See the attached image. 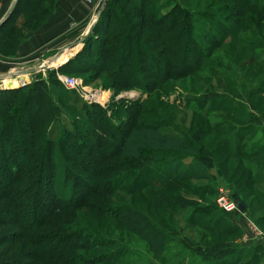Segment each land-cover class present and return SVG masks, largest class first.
<instances>
[{
    "label": "rangeland",
    "instance_id": "1",
    "mask_svg": "<svg viewBox=\"0 0 264 264\" xmlns=\"http://www.w3.org/2000/svg\"><path fill=\"white\" fill-rule=\"evenodd\" d=\"M14 1L0 0V18L8 13ZM59 1L19 0L9 24L0 32V82H17L16 88H0V164L1 161L4 164V167L0 165V264H106L108 261L113 264H227V259H220V255H209V248L215 246L223 249L221 253H229L228 260H233L230 262L264 264L263 245L250 261L256 251L257 236L264 238V177L259 179L264 172L249 164L262 162L264 157L261 147L264 145V93H252L254 89L264 88V69L260 65L264 64V0H249L259 7L255 13L248 12L242 0H101L96 9L95 1L86 0L94 5L92 25L102 9L99 21L103 31L95 32L93 28L89 35L93 39L88 41L87 37L83 42L80 40L85 35L77 39L80 24L72 25L74 19L67 16L68 10L59 8ZM43 5L48 12L41 15L36 7L41 9ZM107 5L113 10L109 16ZM184 8L194 17L189 38L195 43L188 40L186 32L176 39L178 29L186 26L179 11ZM152 14L154 20L164 26L174 27L165 37H169L165 46L158 28L149 22ZM107 17L111 23L108 28L105 26ZM219 38L220 41L225 38L222 48L215 47L211 52L208 40ZM22 44L28 52L17 55ZM101 50L108 52L106 68ZM121 51L125 59L121 68L125 73L117 80L113 77V65ZM207 51L212 54L207 62L221 73L218 77L198 71L187 77L167 76V67L175 60L180 72L182 63L199 61L201 53ZM252 51L259 56L254 66L251 64L255 69L248 72L252 67L242 62L250 58ZM62 55H67V59L57 66L53 60ZM44 62H50L44 70L26 73ZM25 74H28L26 84L20 86L17 77ZM59 76L77 79L76 87L64 86ZM53 86L59 90L56 95L51 91ZM29 93L32 95L28 97ZM91 93L98 100L92 98ZM216 93L230 95L232 100L227 101L228 106L237 110L236 117L225 110L213 112L214 119H204L207 109L218 106ZM202 94L210 95L208 101H204ZM248 100L254 106L246 105L247 111L252 118L257 117V121L249 123L250 127L244 130L246 123H242L241 117L244 118L247 111L238 106ZM197 102L202 103L201 113L193 109ZM142 119L155 123L163 133L174 137H191L198 132L200 123L204 126L220 123L218 131L210 130L206 137L202 136L203 154L212 160L209 168L214 179H188L176 181L178 187L173 184L161 187L159 170L172 159L192 163L194 154L144 150L140 158H123L122 139ZM234 123H237L236 129ZM219 129L227 130L225 136L236 135L238 140H246L245 134L254 132L257 136L247 145L251 147L258 142L255 145L262 152L258 157L241 159L243 161L231 157L229 152H214L207 146ZM26 137L32 139L28 141L27 155L21 159L20 150L24 146L21 139ZM66 140L73 143L65 144ZM75 143L90 152L97 148L100 158L97 153H90L93 158L80 155L82 150L75 147ZM45 152H49L47 156ZM76 154L80 159H74ZM4 155L13 163H4ZM157 155L163 158L159 160ZM20 162L24 168L21 174L24 183L14 179L16 175L6 176V179L5 168L11 165L15 170ZM50 163L58 168L56 192L61 191L62 175L68 168L65 194L74 195V188L78 192L79 186L80 194L86 193L92 188L94 166L100 172H108L103 179L96 170L95 190H104L107 184L116 189L112 193L100 191L87 197L91 201L88 206L51 211L47 217H40L38 223L25 214L23 224L31 225L22 228L13 221L14 215L22 211L18 210L16 202L28 200L31 216L35 218L40 216L42 207H48L51 196H47V203L41 188L51 175ZM73 171L80 173L79 183L77 177H72ZM221 188L232 193L235 199L238 192L245 208L224 212L217 200ZM55 194L60 196V193ZM108 208L113 210V219L99 213ZM120 208H130L140 214L148 228L162 233L165 239L158 255L147 239L129 232L126 224L116 218L114 212ZM244 221L248 225L246 229ZM74 231L101 233L113 246L68 250L72 241L86 245L92 240L91 237H67ZM243 245L249 246L240 250ZM104 256L107 258L99 260Z\"/></svg>",
    "mask_w": 264,
    "mask_h": 264
},
{
    "label": "trees",
    "instance_id": "2",
    "mask_svg": "<svg viewBox=\"0 0 264 264\" xmlns=\"http://www.w3.org/2000/svg\"><path fill=\"white\" fill-rule=\"evenodd\" d=\"M118 1V0H117ZM19 2V1H18ZM108 2H110V0H108ZM140 4H142V2H140ZM242 4L243 7H245V9L248 12L251 13H255V11L259 10V7L256 3H253L248 0H242ZM44 7L41 6V9L36 7V11H41V15H44L48 12L47 8H42ZM108 9L107 14L108 16L112 13V9L111 7H109L108 5L106 6ZM264 8V6L262 7ZM16 8L14 9L13 13L15 12ZM179 11H181L180 13L184 16V20L186 22V26L183 25L180 27V29H178L177 33H176V39L183 37L185 32L188 33V40H191L193 43H195L194 40L189 38V32L191 34V30L193 28V22H194V17H191V15H189V10L187 9H180ZM12 13V14H13ZM40 13V12H39ZM105 15V14H104ZM149 14H146V16ZM151 15V14H150ZM152 19L149 20V22L151 24H155L156 27L159 30L160 35H162L163 37V46L166 45V42L169 40L168 38H165L166 35L169 32H172L174 30L173 26H168L164 24L159 23L158 21L154 20V15L152 14ZM171 16V15H169ZM10 18V17H9ZM263 19V17L261 18ZM112 20V18H111ZM9 19L0 27V32L3 31L6 28V25L9 24ZM36 21V20H35ZM196 21H200L201 23L202 20L197 19ZM107 25V28L111 25L110 23V19L107 17L105 20V26ZM238 25V24H237ZM186 27V29H184ZM235 28H237V26H234ZM191 28V29H190ZM233 28V27H232ZM184 29V30H181ZM94 31L95 32H99V31H103V28L100 26V21L97 22V24L94 27ZM157 32V34H159ZM93 38H91V36L88 37V41L92 40ZM224 40L220 41V38L217 41L214 40H208L209 43H211V52L214 50V48L216 47V49H219L220 47L222 48V45L224 43ZM261 41V40H259ZM124 45V42H123ZM245 46L247 48H249L250 50L252 49L246 42H245ZM196 48H198V45L196 46ZM123 51V50H122ZM122 51L119 54V56L117 57L118 60H115L114 65H113V77H115L117 80H120V77L122 75H124V68H121L124 64H125V59L124 56H122ZM101 53H104V58H103V63L106 62V56H108V52L106 51H102ZM259 53H256V51H252L251 54L249 55L250 58H247L246 61L242 62V65H248L249 67H252V65L254 66V61L257 60ZM122 56V57H121ZM129 55L126 56V60H128V58L130 59ZM212 57V54L210 52H204L201 53V56L198 58L199 61L196 62H188L185 61L184 63H182V71H178L176 69L175 64L176 60L174 61L173 65L170 64L171 66L167 67V76L171 77V78H177V76L180 75V77H187V76H191L196 75L195 72H205V73H209L211 76L214 77H218L217 75H220L221 73L217 72L216 68L214 66H212L211 64H209L207 62V60L209 58ZM177 59V58H176ZM201 60V61H200ZM205 61V63L203 62ZM116 64V65H115ZM252 64V65H251ZM260 63L261 67L264 69V64ZM104 68H106L105 63L103 64ZM114 67H117L116 69H114ZM103 68V67H102ZM253 69H255L254 67L250 68L248 72L253 71ZM264 78V75L263 77ZM51 91L56 95L59 93V90L57 87L53 86ZM256 92H261L264 93V88L259 87L258 89H254L252 93H256ZM32 94L29 93L27 94V96H31ZM214 95L219 96V101H218V106H211L209 109H207V111L205 112V114H203L204 119H214L216 118L215 115L213 116L212 113L215 111H218L220 113H222L223 111L227 110L232 116L236 117L237 115V110H234L233 108L228 106V100H232L229 94L226 93H216ZM210 95L207 94V96H205V94H202V97L204 99V101H208V97ZM196 100H199V98H193ZM25 102H23L24 104L26 103L27 99L24 100ZM248 106H254L253 102L251 100H248L246 102H242V104H240L239 109H244L245 111H247V107ZM202 103L197 102L194 106V110L201 113L202 111ZM246 116L241 117V121L242 123H246L243 126V129L246 130L245 128L248 129L249 123H251L252 121H257V117L252 118L251 114L247 111L246 112ZM247 117V118H246ZM220 123L216 124V122L214 124H207L206 126L203 125V123H200V126L198 127V132H196L195 134H192L191 137H186V136H182V137H174V136H170L167 135L165 133H163L160 129L157 128V126L155 125V123L152 122H148L146 123V121H144L143 119L141 120V122H138V124L134 125V128L132 130H130V132L128 133V135L126 136L125 139L123 140V152H122V156L123 158H140L141 154L144 150H150L156 153H189V154H194L195 158L193 159L192 163H185L183 161H181L180 159H172L169 160L165 166H163V168H161L159 170L158 173V178H161V187L165 186V187H169L172 184L176 185L178 187V184L176 183V181H182V180H188V179H207V180H213V174L211 173L210 170V163L212 160H210L211 158L209 156H207L206 154H203L204 150H205V145H204V140L202 139L203 137H206V134L210 133V130H214V131H218V128L220 127L219 125ZM234 127V129L237 128V123ZM231 126V125H230ZM5 130V129H4ZM239 130H242V126L239 127ZM264 132V130H262ZM225 132H227V130H220L218 135L213 136V138L208 142V146L207 147H212L214 152H222L223 151L225 153L228 154V152L231 154V157H236L239 158V161H243L241 159H250L251 157H254L255 155H258L262 152V149H264V145H261L262 149L257 148V146L255 144H257L258 142H254V144L251 147H248L247 144H249V142H251L253 139V137L257 136V134H255L254 132L252 134H245L247 135V139L243 140L242 138H240L239 140L236 139L237 136L236 135H232V136H225ZM239 132V131H238ZM241 133V132H240ZM239 133V134H240ZM97 138L98 137H94ZM235 138V139H234ZM30 139H32L31 137H26V138H22L21 142L24 143V146L22 147V151L21 152V156H23L21 159L25 158V156L27 155V151L29 149V145H28V141H30ZM262 140V139H261ZM259 140V141H261ZM121 141V139H120ZM68 142H72L71 140H66L65 144ZM75 142V141H74ZM88 142V140H87ZM77 143H75V147H77L78 149H81L82 151H80V155H85V157L87 158H93L92 154L90 153H97L98 158H100V155H98V150L97 148H95V150H93L92 152H90V150L86 149L84 150V147H81L79 145H76ZM88 145V144H87ZM89 146V145H88ZM52 149H54L52 147ZM46 156L48 155L49 152H45ZM56 156V152H54V154ZM199 155H202L201 157H196ZM6 160L3 161L4 163H9L12 164L13 162L11 161V158L9 156H6ZM45 156V157H46ZM81 156H79L78 154H76V156H74V159L78 160L80 159ZM158 159H162L163 155H157ZM254 160V159H252ZM262 162L261 160L258 161L256 164L254 162H249V164H251L253 167L255 168H259L260 171L264 172V157L262 158ZM22 161V160H21ZM84 162H82L83 165ZM209 163V166L208 164ZM110 165H113L112 163H109ZM1 167H4V164L1 161ZM22 163L20 162L18 164V167L13 170L11 165L10 167L7 166L6 172L7 174H5V178L6 176L8 177H12L14 175H16V178L18 181L20 180L21 183H24V177H21V174H23V166H21ZM51 166L50 169V173L51 175L49 176V179L46 181L45 187H43V189L41 188V190L44 192L43 194L46 195L45 200L48 203V197L47 196H51L49 203H48V207L46 209H44L43 207L41 208V212H40V216L38 218H35L33 216H31V207L28 206V200H25L22 203H18L16 202V205L18 206V210L20 211L21 208V213H19L18 215H14V219L13 221H15V223L20 224V226L22 228H27L29 227L31 224H23V217L25 214H27L29 217V219H32V221L35 220V223H38L40 221V217H47L51 211H53V213L57 212V211H62L65 209H74V208H80L81 206H88L90 205L91 201L89 202V199H87V197H92L93 195L97 194L100 191L103 192H107V193H112L116 187L113 188V185H106V187H104L105 189H98L97 191L95 190V185L93 182L94 180H97L96 177V170H98L95 166L93 168V170L91 171V174L93 175V182H92V188H90L86 193L84 194H80V192L82 191L81 186H79V190L77 192V190L74 188V195L73 193H70V195L65 194V188L68 184L69 181V173H68V168L65 169V171L63 172L62 175V180H63V184H62V189L61 191L56 192L55 189L57 187L56 184V180H55V176H56V171L58 170L57 165L54 163H50L49 164ZM253 171V168L252 170ZM99 175H102V178L105 179L107 176L105 175L106 173L108 174L107 171H99L98 170ZM219 174H221V172H219ZM72 177L75 178L77 177V183H79L78 180H80L78 178V176H80V173H77L75 171H73V173H71ZM262 177L259 176V179L263 178V174L261 175ZM7 179V178H6ZM13 180V179H12ZM249 182H250V178H248ZM111 181V180H110ZM76 182V180H75ZM102 183H105V181H103ZM26 185V184H25ZM24 185V186H25ZM72 186H74V184H72ZM5 187V186H4ZM61 188V186H59ZM75 187V186H74ZM12 190L10 189L9 192H11ZM16 192L19 191V188L15 190ZM52 191V194H51ZM86 191V190H85ZM84 191V192H85ZM14 192V191H13ZM40 192V191H39ZM60 193V196L58 197L55 193ZM12 193V192H11ZM47 193V194H46ZM77 193V194H75ZM156 194V193H154ZM239 193H235V197L239 198L240 201H242V199L239 197L238 195ZM67 196H69V198H67ZM165 199V197H164ZM183 201L186 200L181 198ZM167 200V199H166ZM170 201V200H169ZM172 202V201H170ZM177 202V200H176ZM175 202H172V204ZM102 207V206H101ZM33 208V207H32ZM35 209H37V206L35 205L34 207ZM103 209V208H102ZM99 210V209H98ZM101 214H105L108 215L107 218H111L113 219V210L111 208H108L106 210H99ZM226 212V211H224ZM234 212V211H233ZM117 213V219L121 222H124L128 228L129 232L132 233H137L138 235H141L142 237H144L145 239H147L153 246V249L156 250V255H158L160 253V250H162L163 247V243H164V239L165 237L162 236V233H160L159 231L155 230L153 227H149L147 225H145L144 223V219H142L140 217V214H135L134 212L131 211L130 208H120L118 211L114 212V215ZM18 216V218H17ZM138 218V219H135ZM130 219V220H129ZM136 221H135V220ZM202 227H205V225H203ZM148 228V232H144L146 229ZM61 229V228H58ZM82 232V231H81ZM81 232H70L71 234H69L67 237L69 238H74L76 236L78 237H91L92 240L89 241L88 244L84 245H79V242H75L72 241L70 246L68 247V250H72V249H79V247H85V248H91V247H96L99 246L101 249L103 248H110L111 246H113V242L110 239H105V236L101 233H97L94 234L96 232H88L86 234L81 233ZM101 234V235H100ZM104 236V237H103ZM65 239H67L66 237H64ZM190 241V240H189ZM77 243V244H76ZM75 244V245H74ZM255 244L254 243H251ZM244 246H249V245H243L240 247V250L242 247ZM255 246V254L253 255V257L250 259L253 260L255 259V256L257 255V251L261 248V246L259 245H254ZM60 248V247H59ZM221 250L223 249H219L218 246H215L214 249L213 248H209L208 253L210 256L212 255H220L219 258L222 260L227 259V264L230 261L233 260H228L230 258V255L228 254H223L221 253ZM202 251V248L201 250ZM221 253V254H220ZM214 255V256H215ZM107 257H103L99 260H103ZM79 260V259H78ZM212 262V261H211ZM210 262V263H211ZM238 260H235V262H230V264H237ZM72 264H81L78 262H73ZM106 264H113V262L108 261L106 262Z\"/></svg>",
    "mask_w": 264,
    "mask_h": 264
},
{
    "label": "crops",
    "instance_id": "3",
    "mask_svg": "<svg viewBox=\"0 0 264 264\" xmlns=\"http://www.w3.org/2000/svg\"><path fill=\"white\" fill-rule=\"evenodd\" d=\"M94 3H95V9H96L98 2L95 0ZM59 8L68 10L67 16L74 19V22L72 23V25L79 26V24H80V27L78 28L79 30L77 31V32H79L80 35L78 34L79 37L77 39H80L83 35H85L88 32L90 26L92 25L93 18L95 16L94 15L95 14L94 5L87 3L86 0H60L59 1ZM6 14L7 13H5L0 18V21L2 20V18ZM20 47H21V49L19 50L17 55L26 54L28 52V50H26L24 48L23 44ZM31 47H32V45L29 46L28 49H30ZM61 58H62V60L59 62L58 60ZM66 59H67V55H65V56L62 55V56L58 57V59L55 62H57L56 63L57 66L58 65L60 66L61 64H63L65 62ZM22 76L27 81L28 74H25ZM20 78H21V75L17 77L18 81L20 80ZM12 81H14V80L1 81V83H7V82L14 83ZM15 81H17V80H15ZM254 210H256V209H254ZM239 226L242 229V231H244V227H245V229L248 227L246 221H244V227L241 225H239ZM263 239H262L261 235L257 236V243L256 242L255 243L259 246H262V245L264 246Z\"/></svg>",
    "mask_w": 264,
    "mask_h": 264
},
{
    "label": "built area",
    "instance_id": "4",
    "mask_svg": "<svg viewBox=\"0 0 264 264\" xmlns=\"http://www.w3.org/2000/svg\"><path fill=\"white\" fill-rule=\"evenodd\" d=\"M89 1H95V0H89ZM96 1L100 2L101 0H96ZM98 6H100V4ZM59 80L62 84H64V86H66L68 88L76 87L75 85L77 84V79L70 78V77L59 76ZM24 84H26V83H24ZM91 97L95 98L94 96H91ZM96 99L98 100V98H96ZM224 189L225 188L220 189V194H219V197L217 199L218 204L222 210L228 211V212H233L239 207V205H238L236 199L233 197V194L229 193V191L224 190Z\"/></svg>",
    "mask_w": 264,
    "mask_h": 264
},
{
    "label": "water",
    "instance_id": "5",
    "mask_svg": "<svg viewBox=\"0 0 264 264\" xmlns=\"http://www.w3.org/2000/svg\"><path fill=\"white\" fill-rule=\"evenodd\" d=\"M19 0H15L14 3L12 4V6L10 7L8 13L2 18V20L0 21V27L9 19V17L12 15L15 7L17 6ZM102 14V9L98 12V15L96 17V19L94 20L93 25L90 26L88 32L85 34V36L80 40L81 42H83L87 37H89V35L92 33L93 28L95 27V25L97 24V22L99 21V18L101 17ZM79 42V41H78ZM59 56V55H58ZM58 56H56V58H54L53 62L56 61L58 59ZM50 62H44L40 65H38L37 67L34 68H30L26 71V73L28 74H32L34 72H38L41 70H44ZM236 201L239 203V208L240 209H244L245 205L239 200V198H236Z\"/></svg>",
    "mask_w": 264,
    "mask_h": 264
},
{
    "label": "bare ground",
    "instance_id": "6",
    "mask_svg": "<svg viewBox=\"0 0 264 264\" xmlns=\"http://www.w3.org/2000/svg\"><path fill=\"white\" fill-rule=\"evenodd\" d=\"M25 82H26L25 78L23 76H21V78L19 80L20 86L23 85ZM16 83L15 82L14 83H10V82L1 83L0 82V88H4L5 86H6L5 88H16L17 87ZM91 96H94L95 97V94L94 93H91Z\"/></svg>",
    "mask_w": 264,
    "mask_h": 264
}]
</instances>
